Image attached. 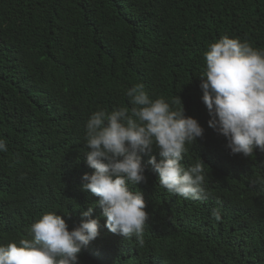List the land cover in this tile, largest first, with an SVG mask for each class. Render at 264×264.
I'll return each mask as SVG.
<instances>
[{
  "label": "trees",
  "instance_id": "1",
  "mask_svg": "<svg viewBox=\"0 0 264 264\" xmlns=\"http://www.w3.org/2000/svg\"><path fill=\"white\" fill-rule=\"evenodd\" d=\"M264 49V0H0V244L30 239L46 213L69 230L99 218V236L80 264H264V152L232 155L208 127L201 76L204 53L221 37ZM143 84L151 99L179 96L204 128L186 145V168L204 163L208 198L169 193L141 154L149 215L143 246L111 233L81 190L85 125L96 111L131 109L126 89ZM219 209L217 221L212 212Z\"/></svg>",
  "mask_w": 264,
  "mask_h": 264
},
{
  "label": "clouds",
  "instance_id": "2",
  "mask_svg": "<svg viewBox=\"0 0 264 264\" xmlns=\"http://www.w3.org/2000/svg\"><path fill=\"white\" fill-rule=\"evenodd\" d=\"M201 100L210 119L208 127L223 136L232 155L252 157L264 152V49L239 38L221 37L204 53ZM131 109L121 106L94 112L85 125L86 164L94 171L81 178V190L98 197L96 206L106 218L105 227L125 239L136 237L143 246L148 213L144 194L129 184L146 182L142 155L158 150L148 164L158 174L159 185L169 193L203 201L204 163L182 164L188 144L203 138L204 128L185 115L181 99L172 104L151 99L143 84L126 89ZM0 138V152H7ZM92 208L81 213V222L69 230L62 215L46 213L28 229L30 239L0 244V264H80L79 254L100 234L99 218L89 219ZM212 216L221 219L219 209Z\"/></svg>",
  "mask_w": 264,
  "mask_h": 264
}]
</instances>
